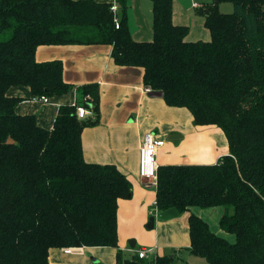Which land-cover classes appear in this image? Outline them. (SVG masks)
<instances>
[{"label":"trees","instance_id":"trees-1","mask_svg":"<svg viewBox=\"0 0 264 264\" xmlns=\"http://www.w3.org/2000/svg\"><path fill=\"white\" fill-rule=\"evenodd\" d=\"M150 1L153 38L135 41L127 0H0V264H50L51 249L117 248L118 200L131 195L114 165L83 158L81 132L99 118L97 85L76 88L77 101L58 108L50 130L15 113L23 99L7 95L12 87L33 98L73 89L60 61H36L42 45H109L114 63L141 67L145 87L168 106L221 129L228 153L215 164L158 167L156 208H222L220 234L189 214L187 251L208 264H264V0L202 4L196 13L210 40L195 42L173 23V0ZM225 2L229 13L219 11ZM79 105L93 117L79 120ZM116 264H176V256L117 252Z\"/></svg>","mask_w":264,"mask_h":264},{"label":"crops","instance_id":"crops-1","mask_svg":"<svg viewBox=\"0 0 264 264\" xmlns=\"http://www.w3.org/2000/svg\"><path fill=\"white\" fill-rule=\"evenodd\" d=\"M200 2L209 3L211 0ZM204 3L193 2L184 7L182 0H173V23L188 27L187 41L210 40L203 19L195 18L194 15L197 14L196 9ZM191 10L193 15H189ZM126 14L132 38L135 41H151L153 38L151 1L127 0ZM111 51L112 47L109 45L38 46L35 51L36 61H60L63 67V80L73 89L63 96L48 98L47 103L33 101L28 87H12L7 92L10 97L23 99L15 108L16 114L34 115L40 128L50 130L58 108L77 101L76 88L88 84L97 85L99 118L96 125L85 127L81 132L83 158L87 163L114 165L131 183V195L127 199L118 200L117 248L51 249L49 262L115 264L116 252L125 259L137 256L140 249L149 248L155 256L175 254L178 264L183 262L182 249L187 250L190 245L188 216L190 213L194 214L196 210L189 209L180 217L177 215L176 218L165 222L158 220L160 213L154 205L156 183L139 175L140 146L144 137L150 134L164 140L155 157L158 167L211 165L228 153L227 140L217 127L194 125L193 117L186 108L168 106L162 96L154 95L155 92L145 87L144 70L141 67L115 64L111 58ZM92 117V112L88 111L86 118ZM212 209L218 211L219 220L222 208ZM150 218H154L151 229L147 227ZM125 236L134 238L136 244L124 243ZM52 254L55 255L54 258ZM88 256H93L96 260L92 263Z\"/></svg>","mask_w":264,"mask_h":264},{"label":"built area","instance_id":"built-area-1","mask_svg":"<svg viewBox=\"0 0 264 264\" xmlns=\"http://www.w3.org/2000/svg\"><path fill=\"white\" fill-rule=\"evenodd\" d=\"M111 10L116 13L117 5L113 3L111 6ZM118 19L115 18V27L118 28ZM89 100V96L85 98V100ZM33 101L40 102V103H47L48 98L46 97H39L33 98ZM88 115V110L79 105L76 110V116L79 120L86 118ZM164 144V140L160 139L158 136L155 135H147L144 137L142 144L139 149V175L145 179L152 180V182L156 183L157 179V170L158 166L156 164V153L157 150L162 147ZM156 206V203H155ZM150 249H140L137 251V257L139 259L147 258V253L151 252Z\"/></svg>","mask_w":264,"mask_h":264},{"label":"rangeland","instance_id":"rangeland-1","mask_svg":"<svg viewBox=\"0 0 264 264\" xmlns=\"http://www.w3.org/2000/svg\"><path fill=\"white\" fill-rule=\"evenodd\" d=\"M201 1H204V0H201ZM193 2L204 3V2H200V0H182V4L184 5V7H186V6L188 7ZM232 10H233V6H232L231 3L225 2V3H221L219 5V11H221L222 13H229ZM189 15H193L192 10L189 12ZM194 15H195V18H201L200 16H198L195 13H194ZM191 209L196 210V212L194 213L195 215H199L200 218H204L205 219L204 221L208 222V225H209L210 229L213 232H215L217 234L218 233L220 234L219 220L217 218V214H218L217 212L218 211L216 209H212V208H209V209L191 208ZM183 214L184 213H181L178 216L180 217ZM207 214L210 215V216H207ZM201 215H203V217ZM165 221H167V220H165ZM165 221H163V222H165ZM151 231H153V230H151ZM132 233L135 234V231L132 230ZM226 239H228L229 241H232L234 238H233V236L229 235V236H226ZM123 242L126 243V244H129L130 242H134L136 244V240L134 238L127 237V236H125L123 238ZM137 245H139V244H137ZM138 248H139V246H138ZM147 249H149V248H147ZM182 252H183V262H179L178 264H208L204 259H201V258H198V257L194 256L193 254L189 253L186 249H182ZM51 256L53 258L55 257V255H53V254ZM154 256L155 255H154L153 252H148L147 253V258H145V259L146 260H151ZM88 259L92 263L96 260V259H94L93 256H88ZM116 259H117V256L115 257V261H114L115 264H116ZM99 264H105V263L102 262V263H99ZM106 264H112V263H110V262L107 263L106 262Z\"/></svg>","mask_w":264,"mask_h":264},{"label":"water","instance_id":"water-1","mask_svg":"<svg viewBox=\"0 0 264 264\" xmlns=\"http://www.w3.org/2000/svg\"><path fill=\"white\" fill-rule=\"evenodd\" d=\"M160 95L158 93H154V95ZM177 216V211L175 209H168L164 212H161L158 216V220L159 221H165V220H169L172 218H175ZM153 223H154V218H150L149 223L147 224V227L149 229H151L153 227ZM131 244V243H130ZM133 245V244H132Z\"/></svg>","mask_w":264,"mask_h":264}]
</instances>
